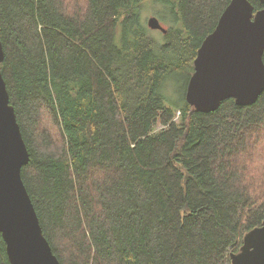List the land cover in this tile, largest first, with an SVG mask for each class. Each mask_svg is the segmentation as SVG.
<instances>
[{"label":"trees","instance_id":"obj_1","mask_svg":"<svg viewBox=\"0 0 264 264\" xmlns=\"http://www.w3.org/2000/svg\"><path fill=\"white\" fill-rule=\"evenodd\" d=\"M230 2L0 0L22 178L59 264H232L262 226L264 93L210 113L185 99Z\"/></svg>","mask_w":264,"mask_h":264},{"label":"water","instance_id":"obj_2","mask_svg":"<svg viewBox=\"0 0 264 264\" xmlns=\"http://www.w3.org/2000/svg\"><path fill=\"white\" fill-rule=\"evenodd\" d=\"M258 1L263 8L255 12L249 0H231L198 50L185 94L197 112H214L229 99L250 106L264 92V0ZM147 24L151 30L167 32L155 16ZM5 56L0 33V64ZM29 161L0 68V232L11 264H59L22 178ZM231 261L264 264V222L244 236Z\"/></svg>","mask_w":264,"mask_h":264},{"label":"rangeland","instance_id":"obj_3","mask_svg":"<svg viewBox=\"0 0 264 264\" xmlns=\"http://www.w3.org/2000/svg\"><path fill=\"white\" fill-rule=\"evenodd\" d=\"M152 14H151V11H148L147 13H146V15H145V20H146V22H147V19H148V17L149 16H151ZM179 83H173L170 87H168L167 89H166V92H168V93H170L171 95H172V98L171 97H169V96H167L168 98L166 99V102L167 103H178V100H179V98H181V95H182V93H180L179 94V97H177V93H179V88L180 87H183V85L182 84H180V85H178ZM163 128V126L159 123L158 124V129L157 130H160V129H162Z\"/></svg>","mask_w":264,"mask_h":264},{"label":"bare ground","instance_id":"obj_4","mask_svg":"<svg viewBox=\"0 0 264 264\" xmlns=\"http://www.w3.org/2000/svg\"><path fill=\"white\" fill-rule=\"evenodd\" d=\"M263 93H264V92H263ZM263 93H262V94H263ZM262 94H261V95H262ZM9 101H10V96H9ZM10 105H11V103H10ZM220 107H221V106H220ZM220 107H219V108H220ZM219 108H218V109H219Z\"/></svg>","mask_w":264,"mask_h":264}]
</instances>
